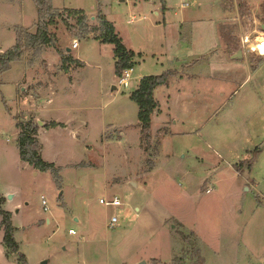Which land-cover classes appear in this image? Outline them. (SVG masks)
<instances>
[{
    "label": "rangeland",
    "instance_id": "obj_1",
    "mask_svg": "<svg viewBox=\"0 0 264 264\" xmlns=\"http://www.w3.org/2000/svg\"><path fill=\"white\" fill-rule=\"evenodd\" d=\"M44 1L57 11L49 46L0 75V208L26 264H264V55L251 50L264 38V0H223L227 10L218 0ZM99 10L141 54L129 89L117 85L113 47L94 39ZM38 17L34 0H0V54ZM67 54L76 63L65 72ZM164 73L144 142L129 94ZM28 121L45 123L36 138L60 187L20 160L16 124ZM114 198L120 206L99 203ZM17 258L0 229V264Z\"/></svg>",
    "mask_w": 264,
    "mask_h": 264
},
{
    "label": "trees",
    "instance_id": "obj_2",
    "mask_svg": "<svg viewBox=\"0 0 264 264\" xmlns=\"http://www.w3.org/2000/svg\"><path fill=\"white\" fill-rule=\"evenodd\" d=\"M34 1L39 10L37 28L34 33H30L23 28L15 29L16 42L14 46L6 53L0 54V75L8 71L12 63L19 61L27 50L32 48L38 51L50 44V36L46 33V27L53 24V18L57 15V11L50 10V7L47 6L48 3L44 0ZM47 10L48 12H46ZM70 11L82 16L81 18H78V23L80 25L85 23V12L83 10L75 9ZM97 23L99 26L97 28L99 35L94 39L101 43L110 44L113 47L114 74L116 77H120L124 70L133 68L135 54L124 45L122 39L115 32L112 23L106 20L100 10L97 15ZM223 28V25L219 26V34L221 39L225 42V51L229 54V51L231 50L229 42L230 37L223 33ZM64 63L63 70L66 72L69 67L76 62L69 54H67L65 55ZM169 74L172 75L171 73ZM167 82L168 77L165 73L160 76H144L139 80L136 89L129 94V99L138 107L137 118L140 128V136L141 140L144 142L148 139L151 117L155 112H159L158 102L153 96L154 90L157 87L166 85ZM58 125L59 124L54 122L49 124L50 127H56ZM16 127L20 130L16 141L20 160L32 166L39 172H50L55 184L60 187V169L53 163H48L41 158V147L36 138L38 128L37 123L33 121H28L26 123L18 122ZM246 165L247 169H249L250 163L247 162ZM0 216V229L3 230V246L6 257L9 258L12 254H17L18 264H26L24 256L18 252V244L14 241L9 213L0 208Z\"/></svg>",
    "mask_w": 264,
    "mask_h": 264
},
{
    "label": "built area",
    "instance_id": "obj_3",
    "mask_svg": "<svg viewBox=\"0 0 264 264\" xmlns=\"http://www.w3.org/2000/svg\"><path fill=\"white\" fill-rule=\"evenodd\" d=\"M188 4H183L182 7L185 8L187 7ZM77 47L76 43L72 44V49H75ZM132 72H133V68H129L123 71L122 75L120 77H117V85L119 87H122L123 89H129L132 87V82H131V76H132ZM99 203L108 207V206H112V207H117L120 206V202L114 198L112 201H106L104 199H100ZM42 205H45L44 200H42ZM117 223V219L116 217H111L107 227L109 229H112L114 227V225ZM69 233H73V231H69Z\"/></svg>",
    "mask_w": 264,
    "mask_h": 264
},
{
    "label": "water",
    "instance_id": "obj_4",
    "mask_svg": "<svg viewBox=\"0 0 264 264\" xmlns=\"http://www.w3.org/2000/svg\"><path fill=\"white\" fill-rule=\"evenodd\" d=\"M262 15H263V20H264V11H263ZM260 29L264 32V22H262L260 24ZM66 51H67V53H69L70 49H67ZM230 58L231 59H235V60H240L242 58L241 50L239 48L236 49L233 53L230 54ZM115 89L116 88L113 86L112 90H115ZM37 125L43 127L44 123L40 122V121H37ZM189 243L192 244V242H189ZM42 264H45V262H43ZM140 264H146V263L145 262H141Z\"/></svg>",
    "mask_w": 264,
    "mask_h": 264
},
{
    "label": "crops",
    "instance_id": "obj_5",
    "mask_svg": "<svg viewBox=\"0 0 264 264\" xmlns=\"http://www.w3.org/2000/svg\"><path fill=\"white\" fill-rule=\"evenodd\" d=\"M222 1H223V0H218L220 6H221L224 10H227V9H226L227 7L225 6V4L222 3ZM244 1H246V3L249 4V2H247V0H244ZM257 1H258V0H254L253 2L255 3V2H257ZM251 3H252V2H251ZM183 4H186V3H182L179 7H180V8H183V7H182ZM164 7H165V6L163 5L162 8L159 10V12H162V10L164 9ZM256 8H257V7H256ZM156 15H158V13H156ZM236 17H237V16H235V18H236ZM232 20H234V18H233ZM181 23H182L181 20H179V21L177 22V24H180L179 26H181ZM112 25H113V24H112ZM220 25H222V24H219V26H220ZM219 26H218V31H219ZM114 29H115V28H114ZM115 32H116V30H115ZM219 35H220V34H219ZM118 36H119V35H118ZM123 43H124V42H123ZM124 45H125V44H124ZM224 49H225V48H224ZM129 50H130V49H129ZM131 51H132V50H131ZM70 52H71V50H70ZM70 52H69V53H70ZM132 52H133L135 55H138L139 57H141V54H140V53H135L134 51H132ZM229 56H230V55H229ZM71 66H72V65H71ZM71 66H70V67H71ZM50 100H51V99H48V102H50ZM50 123H52V122H48L47 125L50 124ZM54 123H57V122H54ZM57 124L61 125L60 123H57ZM44 125H45V123H44ZM154 261H155V260H154Z\"/></svg>",
    "mask_w": 264,
    "mask_h": 264
},
{
    "label": "bare ground",
    "instance_id": "obj_6",
    "mask_svg": "<svg viewBox=\"0 0 264 264\" xmlns=\"http://www.w3.org/2000/svg\"><path fill=\"white\" fill-rule=\"evenodd\" d=\"M251 50L258 53L259 55H264V38L257 41L256 44H252Z\"/></svg>",
    "mask_w": 264,
    "mask_h": 264
},
{
    "label": "flooded vegetation",
    "instance_id": "obj_7",
    "mask_svg": "<svg viewBox=\"0 0 264 264\" xmlns=\"http://www.w3.org/2000/svg\"><path fill=\"white\" fill-rule=\"evenodd\" d=\"M262 17H263V15H262ZM263 22H264V20H263Z\"/></svg>",
    "mask_w": 264,
    "mask_h": 264
}]
</instances>
